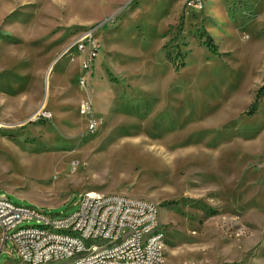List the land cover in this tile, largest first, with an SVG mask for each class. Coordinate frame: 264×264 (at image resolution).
Wrapping results in <instances>:
<instances>
[{
  "label": "rangeland",
  "instance_id": "obj_1",
  "mask_svg": "<svg viewBox=\"0 0 264 264\" xmlns=\"http://www.w3.org/2000/svg\"><path fill=\"white\" fill-rule=\"evenodd\" d=\"M86 193L154 203L163 264H264V0H0V195Z\"/></svg>",
  "mask_w": 264,
  "mask_h": 264
},
{
  "label": "built area",
  "instance_id": "obj_2",
  "mask_svg": "<svg viewBox=\"0 0 264 264\" xmlns=\"http://www.w3.org/2000/svg\"><path fill=\"white\" fill-rule=\"evenodd\" d=\"M86 54L80 84L91 80L90 62L97 50L79 45ZM89 75L85 79L86 75ZM80 115L95 133L101 122L90 102H82ZM51 119V113H43ZM34 223L33 226H24ZM0 242L13 246L21 264H163L164 234L158 207L149 200L120 195H80L71 215L13 203L0 195Z\"/></svg>",
  "mask_w": 264,
  "mask_h": 264
},
{
  "label": "trees",
  "instance_id": "obj_3",
  "mask_svg": "<svg viewBox=\"0 0 264 264\" xmlns=\"http://www.w3.org/2000/svg\"><path fill=\"white\" fill-rule=\"evenodd\" d=\"M206 45H207L209 48L212 49L213 47H211V46H214V45H213V41H212V39L209 38V40L207 41ZM212 50L215 51V49H212ZM256 108H257L256 104L252 105V109L256 110ZM253 113H254V111H253ZM253 113H252V114H253Z\"/></svg>",
  "mask_w": 264,
  "mask_h": 264
},
{
  "label": "bare ground",
  "instance_id": "obj_4",
  "mask_svg": "<svg viewBox=\"0 0 264 264\" xmlns=\"http://www.w3.org/2000/svg\"><path fill=\"white\" fill-rule=\"evenodd\" d=\"M119 46V45H118ZM118 63V62H117ZM200 70V69H199ZM205 73V72H204ZM144 75V74H143ZM202 75V74H201ZM197 77V76H196ZM148 85V84H147ZM200 85V84H199ZM202 85V84H201ZM187 98V97H186ZM190 101V100H189ZM112 113V112H111Z\"/></svg>",
  "mask_w": 264,
  "mask_h": 264
},
{
  "label": "crops",
  "instance_id": "obj_5",
  "mask_svg": "<svg viewBox=\"0 0 264 264\" xmlns=\"http://www.w3.org/2000/svg\"><path fill=\"white\" fill-rule=\"evenodd\" d=\"M52 70V69H51ZM52 72V71H51ZM99 195H104V194H99Z\"/></svg>",
  "mask_w": 264,
  "mask_h": 264
}]
</instances>
